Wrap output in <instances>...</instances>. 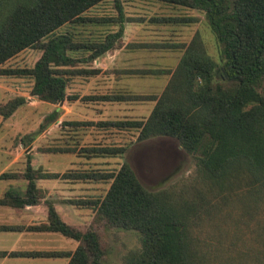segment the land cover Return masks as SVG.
Wrapping results in <instances>:
<instances>
[{
	"label": "trees",
	"instance_id": "16d2710c",
	"mask_svg": "<svg viewBox=\"0 0 264 264\" xmlns=\"http://www.w3.org/2000/svg\"><path fill=\"white\" fill-rule=\"evenodd\" d=\"M101 1L0 0V65L26 48L40 50L31 67L0 66V75L28 77L30 96L46 103L62 101L67 67L73 60L68 52L94 47L97 54L118 32L101 43H82L68 32L55 30L68 23L93 21L84 13ZM112 1L118 20L121 4ZM154 1L201 11L219 46V61L206 53L197 33L188 43H178L181 56L172 70H166L170 75L161 93L149 97L155 104L146 119L116 123L134 129L137 142L174 138L191 155L193 176L186 188L152 191L141 185L127 161L115 172L90 174L110 181L102 198L76 200L91 205L90 222L83 227L64 224L49 207L48 224L39 226L77 241L67 264H102L103 228L138 232L140 248L125 255L122 264H214V256L203 249L198 228L203 221L213 226L211 213L217 207L212 198L222 203L247 202L252 209L261 199L264 202V0ZM24 102L25 97L15 96L0 103V116L8 117ZM50 115L49 119L55 117L54 112ZM30 185L29 181L27 190ZM33 201L25 196L13 203ZM260 245L264 247V240ZM251 251L242 264H264V250Z\"/></svg>",
	"mask_w": 264,
	"mask_h": 264
},
{
	"label": "crops",
	"instance_id": "0c3cea01",
	"mask_svg": "<svg viewBox=\"0 0 264 264\" xmlns=\"http://www.w3.org/2000/svg\"><path fill=\"white\" fill-rule=\"evenodd\" d=\"M119 2L118 20L115 8L98 11L103 10L98 5L108 6L109 0H103L85 12L93 21L67 26L68 35L82 43H101L118 33L97 54L94 47L68 52L73 60L65 98L58 103L25 98L26 107L48 105L55 117L42 115L34 134L22 136L18 149L1 157L0 264H67L77 241L39 227L48 224V208L64 224L83 227L90 222L91 205L76 200L102 198L110 182L90 174L115 172L125 149L137 142L134 129L116 122L146 119L155 104L149 97L161 93L170 75L166 70L181 56L182 22L155 20L166 17L157 16L162 10L158 4H165ZM129 94L147 97L123 98ZM25 196L36 201L13 203Z\"/></svg>",
	"mask_w": 264,
	"mask_h": 264
},
{
	"label": "rangeland",
	"instance_id": "374dc122",
	"mask_svg": "<svg viewBox=\"0 0 264 264\" xmlns=\"http://www.w3.org/2000/svg\"><path fill=\"white\" fill-rule=\"evenodd\" d=\"M131 1L132 5H136L135 1L154 2V0ZM158 5L162 10L158 9V15H152L191 18V21H181L183 29L179 41L183 40V44H186L193 34L197 33L206 53L216 62L219 61V46L210 33L201 11L170 4ZM106 7L112 11L113 1L109 0L108 6L98 5L96 8L103 9L98 10L100 13H107ZM69 24L56 29V34L67 32ZM39 55V49L26 48L4 61L0 66L1 68H29ZM30 86L31 79L28 77L0 75V103H5L15 96L32 98L29 95ZM24 103L18 105L8 117L0 116V161L2 162L4 161L1 159L3 154L18 149L22 136L34 134L33 132L38 127L37 122L41 121L42 115L46 114L45 118H48L52 113L48 105H44V108L34 106L30 108ZM137 147H143L140 148L139 153L135 150ZM125 150L124 161L130 164L145 189L152 191L163 188L183 189L193 176V159L174 138L156 137L134 142ZM201 185L202 183H199V186ZM212 200L217 207L211 213L213 226L203 221L198 228L199 237L204 245L203 249L214 256V264H242L248 260L246 255L251 254V249L259 247L264 250V247L260 245L264 240V202L262 199L254 209L247 202L240 203L235 199L227 203H222L216 197ZM101 236L106 247L102 264H122L125 255L140 248L139 234L134 230L103 228ZM257 237L260 240H255Z\"/></svg>",
	"mask_w": 264,
	"mask_h": 264
},
{
	"label": "flooded vegetation",
	"instance_id": "af4514ba",
	"mask_svg": "<svg viewBox=\"0 0 264 264\" xmlns=\"http://www.w3.org/2000/svg\"><path fill=\"white\" fill-rule=\"evenodd\" d=\"M140 148H143V147H138V149L136 150L138 153L140 152Z\"/></svg>",
	"mask_w": 264,
	"mask_h": 264
}]
</instances>
